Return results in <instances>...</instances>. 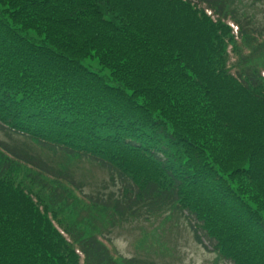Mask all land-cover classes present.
Segmentation results:
<instances>
[{"label": "trees", "instance_id": "1", "mask_svg": "<svg viewBox=\"0 0 264 264\" xmlns=\"http://www.w3.org/2000/svg\"><path fill=\"white\" fill-rule=\"evenodd\" d=\"M257 23L234 0H0V264H158L106 229L167 212L264 264ZM83 159L107 172L96 194Z\"/></svg>", "mask_w": 264, "mask_h": 264}, {"label": "rangeland", "instance_id": "2", "mask_svg": "<svg viewBox=\"0 0 264 264\" xmlns=\"http://www.w3.org/2000/svg\"><path fill=\"white\" fill-rule=\"evenodd\" d=\"M249 1L234 0V3L239 9L253 14L258 26L257 21L264 22V0H256V4H249ZM83 62L94 70L99 68L93 59L87 58ZM0 138H4L1 132ZM50 155L42 154V157L51 159ZM69 168L85 192L96 194L102 190L107 172L98 163L83 159L72 162ZM166 217L163 213L150 222L140 220L120 223L114 228L109 226L106 232L111 239L112 249L124 257L151 258L158 264H230L219 259L211 246L205 248L196 243L182 218Z\"/></svg>", "mask_w": 264, "mask_h": 264}]
</instances>
